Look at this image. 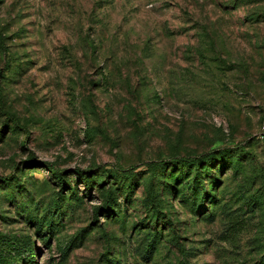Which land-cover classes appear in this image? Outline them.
<instances>
[{"label":"rangeland","instance_id":"rangeland-1","mask_svg":"<svg viewBox=\"0 0 264 264\" xmlns=\"http://www.w3.org/2000/svg\"><path fill=\"white\" fill-rule=\"evenodd\" d=\"M263 116L264 0H0V264H264Z\"/></svg>","mask_w":264,"mask_h":264},{"label":"trees","instance_id":"trees-1","mask_svg":"<svg viewBox=\"0 0 264 264\" xmlns=\"http://www.w3.org/2000/svg\"><path fill=\"white\" fill-rule=\"evenodd\" d=\"M204 160H205V158H204ZM207 160V159H206ZM46 167H48V168H50V169H52L53 170V166L52 165H49V164H46ZM54 174H55V176H56V178L60 181V182H62V180H63V172H61V171H58V170H55L54 171ZM80 176L82 177V178H84V174L83 173H80ZM86 180V179H85ZM110 206V201L108 200H106V201H104V204H103V206L101 207V208H99V209H107L108 207ZM99 209H97V210H99Z\"/></svg>","mask_w":264,"mask_h":264},{"label":"built area","instance_id":"built-area-1","mask_svg":"<svg viewBox=\"0 0 264 264\" xmlns=\"http://www.w3.org/2000/svg\"><path fill=\"white\" fill-rule=\"evenodd\" d=\"M260 139H263L264 138V116H263V119L261 121V124H260Z\"/></svg>","mask_w":264,"mask_h":264}]
</instances>
